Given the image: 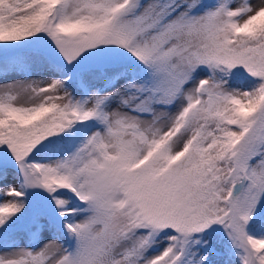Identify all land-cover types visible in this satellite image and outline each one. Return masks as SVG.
Here are the masks:
<instances>
[{"label":"snow or ice","instance_id":"obj_1","mask_svg":"<svg viewBox=\"0 0 264 264\" xmlns=\"http://www.w3.org/2000/svg\"><path fill=\"white\" fill-rule=\"evenodd\" d=\"M0 264H264V0H0Z\"/></svg>","mask_w":264,"mask_h":264}]
</instances>
